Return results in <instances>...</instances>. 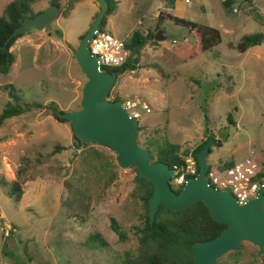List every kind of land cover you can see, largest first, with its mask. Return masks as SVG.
<instances>
[{
	"label": "rangeland",
	"instance_id": "rangeland-1",
	"mask_svg": "<svg viewBox=\"0 0 264 264\" xmlns=\"http://www.w3.org/2000/svg\"><path fill=\"white\" fill-rule=\"evenodd\" d=\"M12 1L0 0V16ZM115 1L102 30L125 43L133 33L154 34L136 55L139 68L118 75L108 95L120 102L138 98L150 108L138 120V144L155 157L168 141L185 161L210 135L220 146H211L209 166L236 164L253 152L264 174V43L245 53L229 47L243 35H264V0H233L230 10L225 0H178L173 10L165 0ZM66 3L60 0L61 10ZM30 7L37 13L49 0ZM98 9L95 2L80 0L48 30L23 34L10 48V71L0 73V113L10 100L7 84L22 102L42 106L0 128V264H123L139 254L136 227L145 209L134 167L119 166L107 147L78 145L70 124L43 108L50 102L64 112L79 108L86 79L72 50ZM169 16L218 29L221 43L184 61L185 48L195 47V40ZM56 145L65 149L53 154ZM25 158L30 165L18 179ZM18 180L22 195L14 202L6 192ZM111 218L126 233L124 241L111 230ZM93 235L106 245L90 242ZM215 264H264V255L243 242Z\"/></svg>",
	"mask_w": 264,
	"mask_h": 264
},
{
	"label": "water",
	"instance_id": "water-1",
	"mask_svg": "<svg viewBox=\"0 0 264 264\" xmlns=\"http://www.w3.org/2000/svg\"><path fill=\"white\" fill-rule=\"evenodd\" d=\"M78 1L67 0L63 10L57 5H50L34 17H25L6 38L3 47L15 36L48 30L55 20L65 17ZM93 1L99 9L77 47L72 50L74 60L86 79L79 108L70 112L56 110L54 114L70 124L73 136L81 144L95 143L109 148L116 154L119 166L134 167L136 179L151 184L152 193L147 199L149 224L153 223L159 206L176 213L200 202L214 222L226 225L216 237L193 244L189 264H215L226 253L237 251L243 242L255 245L258 253L264 255V182L259 186L255 198L242 204L229 191L210 186L206 179L209 168L207 159L211 146L218 145L210 138L196 155L197 174L188 178L176 193L169 184L173 169L163 162H152L149 151L136 141L138 122L130 117L120 101L108 100L117 74L100 70L96 57L90 54L88 48V42L100 28L108 5L105 0ZM155 38L159 40L158 35Z\"/></svg>",
	"mask_w": 264,
	"mask_h": 264
},
{
	"label": "trees",
	"instance_id": "trees-1",
	"mask_svg": "<svg viewBox=\"0 0 264 264\" xmlns=\"http://www.w3.org/2000/svg\"><path fill=\"white\" fill-rule=\"evenodd\" d=\"M35 0H13L5 7V16H0V73L8 74L11 66L14 63V55L10 51L14 42L22 35L12 38L6 47H3L6 38L12 33V31L21 24L25 17H34L37 13L31 12L30 4ZM108 5L107 12L105 13L101 22L100 28L104 27L106 20L105 17L112 14L116 8L115 0H105ZM176 0H165L166 6L173 9ZM248 1V0H245ZM60 0H49L50 5H58ZM234 4L233 0H225L223 5L226 9L230 10ZM233 9V8H232ZM252 13V18H253ZM160 20L163 18L161 12L159 13ZM170 21L182 25L188 29V32L192 34L195 40V47L185 48L183 60L194 57L200 52L210 51L221 43V34L218 29L197 24L188 20H184L178 17L169 16ZM83 37V34L79 37V40ZM154 34L147 33L140 35L133 33L130 41L126 43V48L130 54L126 62L117 68L110 70L106 69V72H115L118 75L128 71L139 68L137 66V56L141 48L148 42L153 41ZM264 43V35L262 33H254L243 35L236 45L230 44V48L236 49L239 53H245L247 49L255 46H259ZM3 89L7 90V94L10 98L2 108L0 113V128L3 126L5 120L22 115L25 112H29L31 109L38 107L42 108L37 103H24L21 96L15 91L12 84L3 86ZM118 100V97L114 101ZM43 108L49 109L52 116L60 122H66L60 120L54 112L60 110L55 102H50L43 106ZM61 111V110H60ZM64 112V111H61ZM231 123H234L231 121ZM139 129V128H138ZM137 129V131H138ZM210 135L207 139L201 142L193 151L192 157L196 163V174L198 172L196 155L202 148L203 144L210 139ZM78 145H82L75 137ZM220 146V143L218 144ZM178 146L176 144L165 141L162 146L156 149V156L151 154L152 162H163L168 164L170 168H178L183 165L184 159L178 153ZM63 146L56 145L53 154L64 150ZM211 151V150H210ZM186 154L188 152H185ZM24 165L18 168L16 174L18 179H21L26 172V168L30 165L28 158L23 160ZM233 165L232 163L223 164V167ZM195 174V175H196ZM194 175V176H195ZM193 176V177H194ZM260 177L264 174H260ZM138 185L140 192L138 198L142 203L145 212L142 215L141 225L136 227V233L138 234V242L140 244L139 254L135 257L128 256L123 264H189L192 261L191 248L195 242H203L216 237L225 227L224 224L214 222L210 216L207 208L202 203H196L188 206L185 210L179 212H170L163 206H159L157 213L155 214L154 221L149 224L147 217V199L152 193V186L148 181L134 179ZM4 188V182L0 183ZM181 189V188H180ZM180 189L176 190V193ZM6 195L18 202L22 195V187L18 181L11 183V189L6 192ZM110 228L118 236L120 242L126 238V233L117 224L114 218L110 219ZM90 242H99L101 245H106L101 241L98 235L90 236Z\"/></svg>",
	"mask_w": 264,
	"mask_h": 264
},
{
	"label": "built area",
	"instance_id": "built-area-1",
	"mask_svg": "<svg viewBox=\"0 0 264 264\" xmlns=\"http://www.w3.org/2000/svg\"><path fill=\"white\" fill-rule=\"evenodd\" d=\"M88 48L90 54L96 57L98 68L104 72H106V68L121 67L130 54L123 40L100 28L90 38ZM121 103L130 117L137 122L141 119L142 113L151 112L148 105L138 98H127ZM184 162L180 167L173 168V175L169 184L174 188H181L188 178L196 174L194 159L189 156ZM260 174L254 153L250 152L249 157L231 166H209L206 179L210 186L229 191L236 201L242 204L255 198L259 186L264 182V176L260 177Z\"/></svg>",
	"mask_w": 264,
	"mask_h": 264
},
{
	"label": "crops",
	"instance_id": "crops-1",
	"mask_svg": "<svg viewBox=\"0 0 264 264\" xmlns=\"http://www.w3.org/2000/svg\"><path fill=\"white\" fill-rule=\"evenodd\" d=\"M91 1H93V0H91ZM177 1H178V0L175 1L173 9L175 8V5H176ZM184 1H185V0H184ZM93 2H94V1H93ZM173 9H172V10H173ZM95 14H96V13H95Z\"/></svg>",
	"mask_w": 264,
	"mask_h": 264
},
{
	"label": "flooded vegetation",
	"instance_id": "flooded-vegetation-1",
	"mask_svg": "<svg viewBox=\"0 0 264 264\" xmlns=\"http://www.w3.org/2000/svg\"><path fill=\"white\" fill-rule=\"evenodd\" d=\"M67 4V3H66ZM58 6V5H57ZM66 6V5H65ZM60 8V6H58ZM61 10V9H60ZM90 24V23H89ZM86 32V31H85ZM172 188V187H171ZM173 189V188H172ZM176 192V189H173Z\"/></svg>",
	"mask_w": 264,
	"mask_h": 264
}]
</instances>
